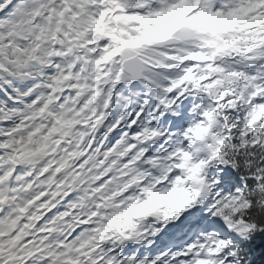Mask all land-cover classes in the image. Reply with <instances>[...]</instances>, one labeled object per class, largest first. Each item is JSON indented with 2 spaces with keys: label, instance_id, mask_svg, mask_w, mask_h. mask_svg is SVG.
I'll return each mask as SVG.
<instances>
[{
  "label": "clouds",
  "instance_id": "obj_1",
  "mask_svg": "<svg viewBox=\"0 0 264 264\" xmlns=\"http://www.w3.org/2000/svg\"><path fill=\"white\" fill-rule=\"evenodd\" d=\"M264 0H0V264H264Z\"/></svg>",
  "mask_w": 264,
  "mask_h": 264
},
{
  "label": "trees",
  "instance_id": "obj_2",
  "mask_svg": "<svg viewBox=\"0 0 264 264\" xmlns=\"http://www.w3.org/2000/svg\"><path fill=\"white\" fill-rule=\"evenodd\" d=\"M253 246L257 251L264 249V238L256 237L253 241Z\"/></svg>",
  "mask_w": 264,
  "mask_h": 264
}]
</instances>
